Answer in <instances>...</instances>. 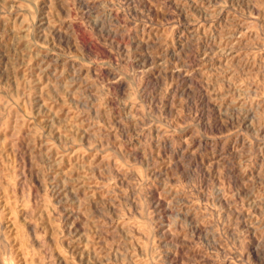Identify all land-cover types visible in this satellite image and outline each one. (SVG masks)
<instances>
[{"label": "rangeland", "instance_id": "obj_1", "mask_svg": "<svg viewBox=\"0 0 264 264\" xmlns=\"http://www.w3.org/2000/svg\"><path fill=\"white\" fill-rule=\"evenodd\" d=\"M0 264H264V0H0Z\"/></svg>", "mask_w": 264, "mask_h": 264}]
</instances>
